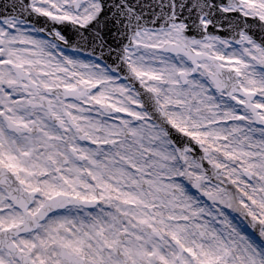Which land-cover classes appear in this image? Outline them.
I'll use <instances>...</instances> for the list:
<instances>
[{
	"label": "snow or ice",
	"instance_id": "obj_1",
	"mask_svg": "<svg viewBox=\"0 0 264 264\" xmlns=\"http://www.w3.org/2000/svg\"><path fill=\"white\" fill-rule=\"evenodd\" d=\"M0 264H264V0H0Z\"/></svg>",
	"mask_w": 264,
	"mask_h": 264
}]
</instances>
